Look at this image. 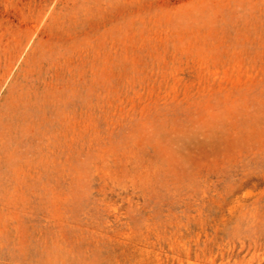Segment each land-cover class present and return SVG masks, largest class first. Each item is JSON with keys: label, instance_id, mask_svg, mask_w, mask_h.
<instances>
[{"label": "rangeland", "instance_id": "374dc122", "mask_svg": "<svg viewBox=\"0 0 264 264\" xmlns=\"http://www.w3.org/2000/svg\"><path fill=\"white\" fill-rule=\"evenodd\" d=\"M0 264H264V0H0Z\"/></svg>", "mask_w": 264, "mask_h": 264}]
</instances>
